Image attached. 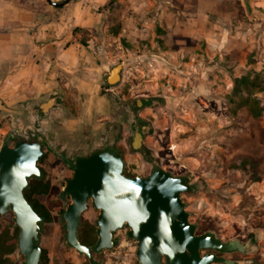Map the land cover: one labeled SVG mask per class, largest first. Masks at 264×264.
I'll list each match as a JSON object with an SVG mask.
<instances>
[{"label":"rangeland","instance_id":"1","mask_svg":"<svg viewBox=\"0 0 264 264\" xmlns=\"http://www.w3.org/2000/svg\"><path fill=\"white\" fill-rule=\"evenodd\" d=\"M199 5L209 9L206 24L213 25V34L192 49L185 46L181 51L174 36L166 35L169 28L158 22L138 42L111 40L102 48L92 44L90 50L100 56L96 64H105V72L124 64L122 79L108 89L105 75L97 72L95 90L75 91L63 99L68 107L65 121L81 124L82 135L94 133L92 122L98 123L103 114L91 103L110 92L125 99L159 100L142 113L150 125L145 142L158 167L201 181L195 192L181 195L197 233L211 231L223 241H243L255 233L254 252L223 256L234 262L264 264V18L245 14L238 0H194V9ZM113 6L110 1L104 8ZM232 7L236 8L233 13ZM86 39L81 43L87 46ZM242 76L245 80L240 82ZM20 106H0V144L15 126L14 114ZM122 153L124 173H151L139 155L126 149ZM37 165L43 173L42 183L49 184L45 194H34L51 214L49 222L41 223L38 241L45 250L44 264H90L86 255L66 242L61 212L69 199L61 196V190L72 174L71 166L49 153ZM96 216L97 210L89 205L80 224L95 225ZM14 228L12 213L0 216V234ZM119 234L115 249L91 252L96 264H138L136 241L127 231ZM89 236L97 239L96 225L95 234ZM8 257L11 264L23 260L16 251Z\"/></svg>","mask_w":264,"mask_h":264},{"label":"water","instance_id":"2","mask_svg":"<svg viewBox=\"0 0 264 264\" xmlns=\"http://www.w3.org/2000/svg\"><path fill=\"white\" fill-rule=\"evenodd\" d=\"M46 1L61 7L72 0ZM123 66H112L105 83L117 84ZM42 154L39 142L23 137L13 144L4 138L0 144V216L13 215L18 228L16 256L23 257L19 264L40 262L41 219L23 191L29 178L41 175L37 162ZM70 165L72 174L64 180L61 190V196L69 199L62 218L66 242L79 253L91 255V249L78 238L81 216L91 205L97 210L95 252L113 249L117 244L114 233L126 227L127 236L136 241L138 264L251 262L228 261L212 252L232 250L238 245L236 239L225 242L213 232H196L181 196L191 193L196 182L160 167L148 175L127 176L121 155L102 149L78 156Z\"/></svg>","mask_w":264,"mask_h":264},{"label":"crops","instance_id":"3","mask_svg":"<svg viewBox=\"0 0 264 264\" xmlns=\"http://www.w3.org/2000/svg\"><path fill=\"white\" fill-rule=\"evenodd\" d=\"M110 1L114 6L104 8ZM238 1L245 14L264 18V0ZM208 12L206 6L194 9V0H162L157 5L155 0H72L61 7L46 0H0V106L19 108L49 94L65 99L75 91L95 90L96 73L107 72L105 64H96L100 56L91 45L138 42L156 22L169 28L166 35L174 36L181 51L201 39L208 42L213 34V25L206 24ZM84 37L87 46L81 43ZM92 102L103 114L98 123L92 122L96 130L111 118L110 103L102 96ZM65 117L64 131L82 136L84 127Z\"/></svg>","mask_w":264,"mask_h":264},{"label":"flooded vegetation","instance_id":"4","mask_svg":"<svg viewBox=\"0 0 264 264\" xmlns=\"http://www.w3.org/2000/svg\"><path fill=\"white\" fill-rule=\"evenodd\" d=\"M104 79H106V76ZM121 79L122 73L120 72L119 82ZM117 84H107V88L110 89ZM106 98L110 103L111 118L103 121L92 136H75L65 132L61 124L67 112L66 104L56 94H49L32 103L24 102L21 104L20 110L14 114L15 126L7 132L4 138L10 144L22 137L28 141L39 142L43 151L42 156L49 153L68 166H71V162L76 157L87 155L97 149L120 154L121 157L123 150L126 149L130 154L139 155L144 162L150 165L152 172L153 167L158 166V164L154 161L152 153L145 142V138L150 131V125L147 117L142 113L145 109L151 107L154 102L158 103L159 100L143 96L125 99L114 92H110ZM148 158H151L152 162ZM184 178L191 180L190 177ZM200 186H202V183L196 182L192 192H195ZM115 239L117 240V238ZM234 239L238 241V245L232 250L212 252L226 259L223 256L225 253L247 254L254 252L257 248L253 243L255 242L254 235L247 236L243 241L239 238ZM88 258L90 264L97 263L92 255Z\"/></svg>","mask_w":264,"mask_h":264},{"label":"trees","instance_id":"5","mask_svg":"<svg viewBox=\"0 0 264 264\" xmlns=\"http://www.w3.org/2000/svg\"><path fill=\"white\" fill-rule=\"evenodd\" d=\"M245 77L240 78V82H243ZM41 158H39L40 160ZM151 162L152 159L148 158ZM38 160V161H39ZM158 166L155 165L153 167V171L157 169ZM41 175L39 177H31L28 179V184L24 188V195L27 201L30 203L32 208L36 211V213L40 216V224L43 222H49L51 219V214L49 210L38 201V199L34 196V194H45L48 190L49 184L42 183V170L40 168ZM127 176H134L133 174L125 173ZM63 213V211L61 212ZM95 234V225L91 222H83V224L79 225L78 229V238L80 242L86 246H88L91 250L90 252H95L93 250V246L96 242V239L90 238V233ZM211 232V231H210ZM17 236H18V228L15 227L12 232L4 231L0 234V264H11V260L9 259V255L14 253L17 249ZM46 259L45 250L41 248V256H40V263L44 264Z\"/></svg>","mask_w":264,"mask_h":264},{"label":"built area","instance_id":"6","mask_svg":"<svg viewBox=\"0 0 264 264\" xmlns=\"http://www.w3.org/2000/svg\"><path fill=\"white\" fill-rule=\"evenodd\" d=\"M120 231H124V232L126 233L127 228H126V227H123V228L117 230V231L114 233V237H115V238H117V239L119 238V235H120L119 232H120ZM119 244H120V243H119ZM116 247H117V246H115V248H116ZM115 248H113V249H115ZM113 249H112V250H113Z\"/></svg>","mask_w":264,"mask_h":264}]
</instances>
